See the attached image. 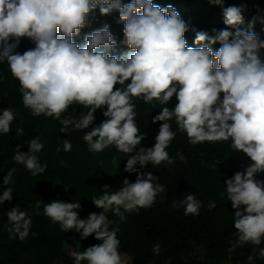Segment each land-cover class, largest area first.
I'll use <instances>...</instances> for the list:
<instances>
[{
    "label": "clouds",
    "instance_id": "obj_1",
    "mask_svg": "<svg viewBox=\"0 0 264 264\" xmlns=\"http://www.w3.org/2000/svg\"><path fill=\"white\" fill-rule=\"evenodd\" d=\"M210 3L221 6L223 23L235 31L213 29L214 35H209L193 28V44L199 46L189 47L184 36L189 25L172 5L161 8L153 0H0V62H7L18 81L23 106L33 116L58 120L59 131L64 133L93 125L94 113L101 109L105 119L82 136L88 151L99 153L115 147L127 154L124 171L136 172L135 181L125 178L119 190L108 191L109 186L104 185L103 194L91 199L102 211L91 212L86 218L78 216L79 202L44 204L43 215L58 222L62 232L74 229L81 239L93 235L101 241L72 252L74 264H126L118 251V229L111 227L113 222L106 213L111 211L124 221L125 213L150 207L165 191L156 175L140 172L135 166L175 162L166 151L176 136L171 120L192 145L230 141L234 152L246 154L248 165L226 179L222 193L236 210V240L229 251L264 242V181L256 179V174L264 172V62L260 59L264 40L252 31L253 22L246 29L238 27L244 23L241 7H224L223 0ZM97 8L101 15L118 11L123 23L121 43L129 49L126 54H109L108 49L117 42L107 23L85 34L82 45L74 41L73 36L79 35ZM25 36L32 39L34 47L22 54L15 52ZM216 43L220 47L214 51L211 45ZM174 94L177 103L169 108L166 105ZM133 98L161 105L152 117L153 123H162L150 147L141 145L144 133L136 124ZM73 105L86 111L62 117ZM13 120L11 108L0 110V134L12 130ZM16 132L23 135V128ZM27 145V152L16 146L14 161L33 176L43 174L47 165H42L37 155L43 143L35 136ZM71 148V141L64 139L62 150ZM178 156L184 160L182 154ZM14 171L3 176V185L13 182ZM12 197V188L5 187L0 204ZM40 206L37 201L35 207ZM173 207H182L184 215H198L201 202L189 193L174 200ZM6 216L10 235L24 240L31 217L18 206L7 210ZM152 252L158 255L160 245H154ZM259 257L264 258V248L259 249ZM247 260L253 264L254 258L249 255Z\"/></svg>",
    "mask_w": 264,
    "mask_h": 264
},
{
    "label": "trees",
    "instance_id": "obj_2",
    "mask_svg": "<svg viewBox=\"0 0 264 264\" xmlns=\"http://www.w3.org/2000/svg\"><path fill=\"white\" fill-rule=\"evenodd\" d=\"M128 2L130 0H122V3ZM153 3L161 8L172 5L189 25V31L184 34L186 46H199L193 44V28L207 31L209 35H214L213 29L235 31L223 23L221 6L211 4L210 0H153ZM223 6L241 7L244 23L238 27L246 29L251 21L252 31L264 40V0H223ZM89 18L91 24L73 36L75 42L82 45L85 34L107 23L117 42L114 48L108 49L109 54L119 57L129 51L127 45L121 43L123 23L119 21L117 10L101 15L97 8ZM32 47L34 42L25 36L21 37L14 51L22 54ZM211 47L215 51L220 45L216 43ZM260 59L264 62V50H261ZM18 89L19 83L12 77L7 62H0V110L9 107L14 112L10 125L12 130L8 134H0V194L5 187L13 190L12 199L0 204V264H74V258L67 252L68 246L89 247L101 241L93 235L81 239L80 233L74 229L62 232L58 222L53 223L43 215L44 204L53 200L79 202L78 216L86 218L91 212L102 211L91 199L103 194L101 188L104 185L109 186L108 191L119 190L125 178L129 182L135 181L136 172L124 171L127 154L118 152L115 147L99 153L88 151L82 136L105 119L101 109L95 111L93 125L81 131L69 129L64 133L59 131L61 125L58 120L44 115L33 116L23 106ZM133 100L136 124L144 133L141 145L150 147L155 143L154 138L162 123H153L152 117L159 113L161 105L155 101L147 104L140 99ZM176 103L174 94L166 106L172 108ZM81 111L86 110L73 105L62 117H74ZM168 122L176 136L166 151L175 162L171 165L166 162L157 166L149 164L145 168L138 164L135 166L140 172L156 175V182L163 185L165 191L150 207L125 213L124 221L111 211L106 213L113 222L111 227L118 229L120 254L129 255L132 264H249V255L254 258L253 264H264V258L259 257V249L264 248V242L259 246L248 243L229 251L236 240L233 226L236 210L222 193L226 179L237 171H243L249 158L243 152H234L230 141L192 145L186 134L178 131L174 120ZM19 128H23V135L16 132ZM35 136L44 145L37 153L39 162L46 164L47 168L43 174L33 176L24 165L16 163L13 156L17 145H20V151L27 152V142ZM64 139L71 141L70 151L62 150ZM57 147L61 151L57 152ZM178 154L184 156L183 161ZM11 169H15L13 182L5 186L3 176ZM256 179L264 181V172L256 174ZM189 193L201 202L198 215H184L182 207H173L174 200L178 201ZM37 201L41 202L39 209L35 207ZM13 206H18L31 217L29 233L24 240L11 236L8 231L11 225L6 212ZM156 244L160 245L158 255L152 252Z\"/></svg>",
    "mask_w": 264,
    "mask_h": 264
},
{
    "label": "rangeland",
    "instance_id": "obj_3",
    "mask_svg": "<svg viewBox=\"0 0 264 264\" xmlns=\"http://www.w3.org/2000/svg\"><path fill=\"white\" fill-rule=\"evenodd\" d=\"M89 17H90V14H89ZM89 24H91L90 18H89L88 25ZM86 248H87L86 246L77 245V246H68L66 249H67V252L71 255V253L74 252V251H77V252L78 251H83ZM121 257L126 262V264H132V258L129 255H127V254H121Z\"/></svg>",
    "mask_w": 264,
    "mask_h": 264
}]
</instances>
